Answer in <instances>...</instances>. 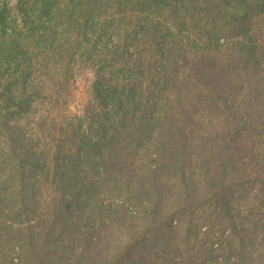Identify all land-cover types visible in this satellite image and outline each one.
<instances>
[{"label": "trees", "instance_id": "1", "mask_svg": "<svg viewBox=\"0 0 264 264\" xmlns=\"http://www.w3.org/2000/svg\"><path fill=\"white\" fill-rule=\"evenodd\" d=\"M0 264H264V0H3Z\"/></svg>", "mask_w": 264, "mask_h": 264}, {"label": "rangeland", "instance_id": "2", "mask_svg": "<svg viewBox=\"0 0 264 264\" xmlns=\"http://www.w3.org/2000/svg\"><path fill=\"white\" fill-rule=\"evenodd\" d=\"M2 2L3 0H0V5ZM95 78L96 73L91 69L83 70L76 76L71 101L65 108L68 114H83L92 98V85Z\"/></svg>", "mask_w": 264, "mask_h": 264}]
</instances>
